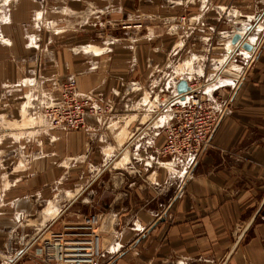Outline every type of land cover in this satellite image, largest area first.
<instances>
[{
  "label": "crops",
  "instance_id": "obj_1",
  "mask_svg": "<svg viewBox=\"0 0 264 264\" xmlns=\"http://www.w3.org/2000/svg\"><path fill=\"white\" fill-rule=\"evenodd\" d=\"M187 1L193 4L188 9L193 16L189 26L194 30L217 31L222 36L213 37L210 42L213 53L216 42L222 45V50L212 56L208 71L191 66L190 61L170 66V56L181 52V42L165 50L163 62L142 54V73L138 76L141 80L127 82L132 86L122 89V94L129 97L139 90L151 94L163 87L175 95L174 77L199 72L206 82L208 96L217 97L225 112L210 145L197 160L179 172V167L168 165L159 154L165 143L159 125L166 113L149 98L131 109L129 103L123 105L127 106L125 111L136 112L130 118L122 109L108 126L89 118L88 130L65 132L56 137H50L51 133L43 140L54 138L56 149L51 152H62V163L58 164L61 167L70 169L77 156L85 175L92 167L98 172H116L118 187L106 213L102 212L104 222L100 228L107 231L106 242L112 243L102 264H264V0H175L173 3L183 7ZM238 29L243 38L233 45L231 39ZM140 40L146 41L133 39V44ZM244 43L252 48L244 49ZM84 45L87 48L83 52L87 54L94 49L91 53L95 57L111 51L92 43ZM233 58L242 64L238 79L222 75ZM137 59L136 54L128 55L126 74L117 78L129 79L131 73L134 75L139 69H136ZM164 63L166 68L170 66L164 74L167 78L155 87L149 79L156 69L163 72ZM88 73L86 68L83 74ZM120 80L117 87L108 86L100 92L103 101L111 100L104 93L117 92ZM90 81L83 92L96 93L101 89L97 78ZM134 82L141 87H136ZM113 126L115 133L111 130ZM54 144L48 143L47 149ZM20 150L21 147H16V159L21 157ZM66 174H70L69 170L48 185L44 177L23 188L22 174L13 181L7 205L18 212L0 215L2 248L10 229L34 211V203L46 193L47 187L56 186L61 180L65 186L69 185L65 183ZM109 219H113L112 226H108ZM4 264L46 263L39 250L33 253L21 247V255Z\"/></svg>",
  "mask_w": 264,
  "mask_h": 264
},
{
  "label": "rangeland",
  "instance_id": "obj_2",
  "mask_svg": "<svg viewBox=\"0 0 264 264\" xmlns=\"http://www.w3.org/2000/svg\"><path fill=\"white\" fill-rule=\"evenodd\" d=\"M173 1L0 0V215L18 212L7 205V198L8 192L13 189L10 188L13 181L19 175L22 174L24 188L26 184L30 185V182L44 177L48 179L46 185L49 182L52 184L65 171L70 172L66 174L68 179L65 181L69 185L65 186L61 180V183L56 182V186L47 187L46 193H42L41 199L34 203V211L26 219L18 220L10 229L7 243L4 248L0 246V264L18 258L21 247L24 251L29 249L36 253L41 240L49 237L63 223L79 221L83 215L95 211L106 213L114 196L113 191L118 187L119 179L114 170L98 172L92 167L85 175L77 156L70 169L59 166L63 157L61 151L56 150L57 154L51 152L56 149L54 138L43 141L51 133L50 137H56L63 136L65 132L81 130L48 128L43 108L61 99L63 82L72 77L76 80L78 92L91 94L95 99H104L100 92H104L108 86L111 89L117 87L115 85L120 80L117 77L126 74L127 56L136 54V69H139L135 74L130 72L129 79L120 80L122 82L117 92L104 93L106 97L110 96V102L115 103L117 112L124 109L123 114H128L130 118L136 112L125 111V103H129L128 108L131 109L138 102L143 103L145 98L157 105L170 97L166 90L158 95L156 101L154 98L159 91L156 89L151 94L137 89L139 91L135 94L123 97L122 89L132 86V83L127 82L141 80L142 54H149L155 61L163 62L165 50L182 42L181 52L170 56V66L190 61L191 66L208 71L212 56L222 50V45L217 42L215 53L210 46L213 37H222L217 31L194 30L189 26L193 16L189 15L188 9L193 4L187 1L182 7ZM139 38L146 41L140 40L133 44V39ZM103 41L112 43L105 46ZM86 43L104 46L111 51L106 49L107 54L95 57L91 53L95 50L90 47V53L83 52L87 48L84 45ZM158 48L160 51H154ZM166 64H161L164 66L163 72L157 69L153 71L150 82L166 80L167 75L164 74L169 72L170 67L168 64L166 68ZM86 68L89 73L84 75ZM197 74L200 75L199 72ZM94 78L101 84V89L98 88L96 93L83 92ZM146 116L149 118L150 115ZM114 128L111 130L115 133ZM48 143L54 145L47 149ZM16 147L22 149L21 157L17 159ZM33 162L36 166H33ZM109 220L108 226H112L113 219ZM105 239L104 247L108 255L112 243Z\"/></svg>",
  "mask_w": 264,
  "mask_h": 264
},
{
  "label": "built area",
  "instance_id": "obj_3",
  "mask_svg": "<svg viewBox=\"0 0 264 264\" xmlns=\"http://www.w3.org/2000/svg\"><path fill=\"white\" fill-rule=\"evenodd\" d=\"M181 79L188 81L190 90L185 94L177 91L157 104L158 109L166 113L159 125L165 134V143L159 154L168 165L179 167V172L189 167L210 145L225 112L217 97L208 96L206 82L200 75L174 77L175 86ZM76 85L74 78H68L63 82L61 99L43 108L48 128L88 129L89 118L108 126L117 113L115 103L78 92ZM164 91L163 87L160 88L154 99L158 101V95ZM102 216L101 212H91L79 221L63 223L52 231L36 248L42 261L46 264H102L107 252L105 231L100 228L104 222Z\"/></svg>",
  "mask_w": 264,
  "mask_h": 264
},
{
  "label": "water",
  "instance_id": "obj_4",
  "mask_svg": "<svg viewBox=\"0 0 264 264\" xmlns=\"http://www.w3.org/2000/svg\"><path fill=\"white\" fill-rule=\"evenodd\" d=\"M242 38L243 35L241 33V29H238L237 32L233 35L231 39V43L233 45H237L242 40ZM242 47L247 50H250L252 48V46L249 43H244ZM241 69H242V64L239 63L235 58H233L230 62H228V64L222 70V75L238 79L241 76L239 72ZM176 87L179 94H185L190 90V86L186 79H181L177 83ZM184 96L185 95H182V98H184Z\"/></svg>",
  "mask_w": 264,
  "mask_h": 264
},
{
  "label": "bare ground",
  "instance_id": "obj_5",
  "mask_svg": "<svg viewBox=\"0 0 264 264\" xmlns=\"http://www.w3.org/2000/svg\"><path fill=\"white\" fill-rule=\"evenodd\" d=\"M232 50V49H231ZM233 51V50H232ZM246 51V50H245Z\"/></svg>",
  "mask_w": 264,
  "mask_h": 264
}]
</instances>
